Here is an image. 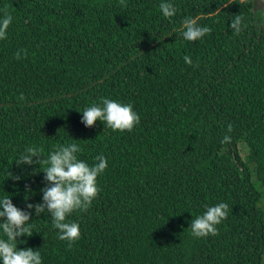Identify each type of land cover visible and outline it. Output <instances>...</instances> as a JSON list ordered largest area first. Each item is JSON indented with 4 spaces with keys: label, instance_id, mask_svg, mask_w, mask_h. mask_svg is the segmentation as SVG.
I'll use <instances>...</instances> for the list:
<instances>
[{
    "label": "trees",
    "instance_id": "1",
    "mask_svg": "<svg viewBox=\"0 0 264 264\" xmlns=\"http://www.w3.org/2000/svg\"><path fill=\"white\" fill-rule=\"evenodd\" d=\"M161 2L0 0V19L5 7L13 18L0 40V199L23 211L42 203L47 165L16 163L29 147L46 159L76 143L90 166L107 160L90 208L67 218L80 228L71 248L47 211L32 210L33 234L17 247L39 250L42 264L264 263V10L163 0L177 10L166 19ZM188 17L210 33L185 40ZM104 99L130 104L139 124L85 127L82 111ZM222 202L218 235L193 238L191 221Z\"/></svg>",
    "mask_w": 264,
    "mask_h": 264
},
{
    "label": "clouds",
    "instance_id": "2",
    "mask_svg": "<svg viewBox=\"0 0 264 264\" xmlns=\"http://www.w3.org/2000/svg\"><path fill=\"white\" fill-rule=\"evenodd\" d=\"M243 2V0H242ZM162 15L171 19L176 14V8L172 3L162 2L159 5ZM3 18L0 19V40L6 39V33L12 23V15L7 7L3 10ZM244 16L234 15L230 28L234 34H239L244 27ZM211 29L208 26H201L196 18H185L182 21V37L195 42L209 34ZM20 50L16 53V59H21ZM184 62L192 64L189 56L184 57ZM103 106L93 105L82 111L81 123L85 127H93L97 121L102 122L104 127L116 132H131L139 124V115L133 111L130 104H122L115 100L104 99ZM233 131L229 124L227 132ZM231 136L225 135L222 144L230 143ZM82 149L76 143L60 147L54 150L46 159H42L40 152L35 147H29L16 162L17 165L45 164L44 180L46 187L42 191V203L26 204L28 211L15 207L9 197L0 199V230L3 236L0 238V264H42L41 253L31 248L18 250L17 242L19 237L31 236V215L34 209L35 215L47 213L51 217L52 226L58 230V239L67 242L69 248L79 240L80 228L76 222L68 221V217L74 212H84L90 208L93 200L99 193L97 179L107 168V160L103 155L95 157V163L89 165L87 162L78 159L77 153ZM34 158H36L34 160ZM19 180V177H13ZM26 191H30L28 185ZM228 216V204L219 203L206 208L202 215L191 221V235L195 239H204L209 236L218 235V225Z\"/></svg>",
    "mask_w": 264,
    "mask_h": 264
},
{
    "label": "rangeland",
    "instance_id": "3",
    "mask_svg": "<svg viewBox=\"0 0 264 264\" xmlns=\"http://www.w3.org/2000/svg\"><path fill=\"white\" fill-rule=\"evenodd\" d=\"M239 151L243 158H245L248 155V148L244 144H240Z\"/></svg>",
    "mask_w": 264,
    "mask_h": 264
},
{
    "label": "water",
    "instance_id": "4",
    "mask_svg": "<svg viewBox=\"0 0 264 264\" xmlns=\"http://www.w3.org/2000/svg\"><path fill=\"white\" fill-rule=\"evenodd\" d=\"M256 8L264 10V0H254Z\"/></svg>",
    "mask_w": 264,
    "mask_h": 264
}]
</instances>
